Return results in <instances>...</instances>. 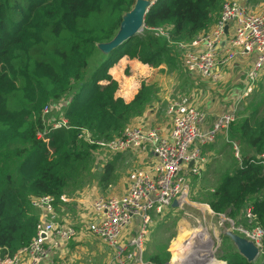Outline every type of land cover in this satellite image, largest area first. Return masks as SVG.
Masks as SVG:
<instances>
[{"label":"trees","instance_id":"1","mask_svg":"<svg viewBox=\"0 0 264 264\" xmlns=\"http://www.w3.org/2000/svg\"><path fill=\"white\" fill-rule=\"evenodd\" d=\"M134 1L0 0V247L11 254L36 233L39 211L33 197L51 195L57 206L68 189L81 188L97 172L90 166L96 145L84 139L83 130L94 139H112L152 101L155 84L142 83L129 102L116 96L119 83L108 66L126 57L174 73L175 51H180L174 42L191 41L206 31L224 0H157L141 32L102 54L96 45L115 35L122 13ZM154 27L166 28L169 39L156 35ZM96 55L100 63L88 74ZM59 100L65 101L66 125L51 128L44 124L42 109ZM260 105L229 125L226 142H238L247 152L202 202L235 221L251 206L264 229V174L254 162L264 151ZM46 127L44 141L38 132ZM113 166L105 165L99 183L112 180ZM221 239L224 248L227 238ZM225 254L232 257L226 264H255L233 250ZM169 258L164 250L148 262L165 264Z\"/></svg>","mask_w":264,"mask_h":264},{"label":"built area","instance_id":"2","mask_svg":"<svg viewBox=\"0 0 264 264\" xmlns=\"http://www.w3.org/2000/svg\"><path fill=\"white\" fill-rule=\"evenodd\" d=\"M151 30L169 39L166 28L154 27ZM174 44L182 52L184 69L210 81L219 80L221 72L234 59L253 54L254 60L244 74L245 85L250 90L264 74V11L252 9L239 0H225L208 31L191 41ZM50 111L52 107L49 105L42 109L44 124L48 122L51 128L66 125L62 116L57 120L49 117L48 121L46 116ZM166 114L170 128L165 136L156 128L128 125L118 136L104 141L92 138L88 131L83 130L85 140L99 146L106 155L124 151L140 153L150 149L155 158L147 166L132 170L123 194L90 200L91 218L85 222L84 230H77L67 219H59L53 196L33 197L32 203L39 211L36 233L12 254L7 248L0 247V264H54L52 253L80 232L99 238L110 249L111 264H152L142 259L143 243L152 224L151 212L160 214L175 198L180 200L187 194L189 177L199 175L205 163L203 147L228 131L236 119V108L223 111L210 126L203 128L206 113L197 109L189 96L181 95L168 103ZM50 127L38 132V137L46 141L45 135ZM234 150L237 157L236 144ZM254 162L262 166L264 174V151L256 155ZM219 215L230 222L232 231L255 244L258 249L256 258L264 264V229L256 222L252 207L244 209L243 224H235L239 220ZM134 220L138 221L137 229L135 233L128 234ZM218 262L214 259L213 264Z\"/></svg>","mask_w":264,"mask_h":264},{"label":"rangeland","instance_id":"3","mask_svg":"<svg viewBox=\"0 0 264 264\" xmlns=\"http://www.w3.org/2000/svg\"><path fill=\"white\" fill-rule=\"evenodd\" d=\"M217 17L218 16H216L213 21H215ZM213 23L214 22H212L210 25H212ZM208 30L209 29H207L206 31ZM175 53L178 58V63L176 65V70L173 74H168V72L162 68L152 72V69L155 68L149 67L148 65H146L148 68L126 67L124 69H121L119 79L122 81L124 78H130L131 86L135 87L137 91L142 83H145L147 85H156V92H154L153 94V99L144 109L143 113L137 117H133L128 123L124 125V127L128 125H145L144 121L148 113H150V109L156 110V124L163 122L166 119V117L164 116V111L168 103L181 95L189 96V98L193 101V104L197 107V109L202 111L203 108L212 109L214 114L235 107L236 118L249 113V111H251L255 106L261 104L259 114L261 116H264V74L256 81V83L251 87L250 90H247L244 76L241 74V72H229L228 69H224L221 72L222 76L217 81L204 80L202 78L193 77L191 75L190 78L181 63L182 52L176 50ZM100 60L101 59L99 55L93 57L91 65L90 67H88V74H91L96 64L98 62L100 63ZM118 60H114L108 66V71H114V65L118 62ZM155 75H160L162 77L167 76V79L170 80V82L168 80L165 81V84H167L168 86V90L162 89L163 84L159 83V81L154 79ZM173 76H175L176 78H173ZM86 94L87 92H85L81 96V99L84 98ZM165 95L168 96L167 99H165ZM63 102L65 101L59 100L57 102L48 104L52 107V111H50L48 116H46V118H48V121L49 117L57 118L58 116H62L64 110ZM47 123L48 122H46L45 124ZM151 125L153 126L155 124L153 123ZM226 141H228L227 132L220 134L215 140V143L209 145L206 148V151H212V153L215 154L211 156L209 164H207L203 168V170L200 171L199 177H189L188 192L179 200V207L175 209L165 207L161 213V218L159 216L153 217V220H156L157 224H159L160 229H151V234L149 238V232L147 233L146 240H144L143 243V261L146 262V256L149 254V252L144 250L146 247H148L150 251H153L154 249H156L157 251L158 247H163L165 244H168V251L171 248L173 251V256L171 255V258L167 262V264H193L192 262L196 264L198 261H202L203 263H205L208 262L210 256L214 258L224 251L220 236L221 234H223L222 228L224 226L230 228V222L221 217L220 215H214L212 213L211 215H209L208 213H210L211 210L209 209V207L206 206L207 203L202 201L205 200L208 194L214 190L221 176L227 172H230V170H232L235 165H238L242 154L247 152L242 148V146L238 142L230 140V144ZM234 144H236V146L238 147L237 157L235 155ZM105 157L106 154L100 149L99 146H96L94 149H92V161L90 162V166H92L91 170H94L95 168H101L103 164L109 163V160L105 159ZM111 164L113 165V162H111ZM90 184L91 183H84L79 189L70 188L65 194L77 198L76 192L81 191V189L83 188H89ZM88 200H90V198H88L87 201ZM79 211H75L77 215ZM58 214L59 219H67L68 222L73 225V212L59 211ZM244 221V217H241L239 218L238 223L235 224H243ZM73 222L75 223L74 227L76 228L77 223L75 221ZM85 227L86 223L83 224V228L76 229L80 231L84 230ZM191 229L197 230L195 233L196 237H194L191 242H189L190 244H188V242L185 243L187 245L185 246L183 255L175 262L173 259L175 248L178 242L181 241V234ZM203 235L208 237L210 243L205 242L204 248L201 249L196 247V244L202 241L201 239L204 237ZM72 241L73 240H70L66 244L67 247H64V245H62L63 247H60L55 253H52L54 264L107 263V257L102 251L103 248H101L104 244L100 240H98L99 242H94L93 244H82L80 250H75L74 246H70V243ZM88 242H91V240ZM227 243L232 242L227 241ZM96 244H98L100 247H96ZM229 249H232L231 246L229 247ZM62 255L65 256L63 257ZM197 256H201L203 257V259L194 261ZM260 261V258H255L253 263L260 264ZM109 264H111V261Z\"/></svg>","mask_w":264,"mask_h":264},{"label":"crops","instance_id":"4","mask_svg":"<svg viewBox=\"0 0 264 264\" xmlns=\"http://www.w3.org/2000/svg\"><path fill=\"white\" fill-rule=\"evenodd\" d=\"M239 1H240V3L248 5L252 9H255V10L258 9V10L264 11V0H239ZM213 24L210 25L208 29H210L213 26ZM125 58L126 57L120 58V60H118V62L114 65L115 66L114 71L110 70L109 73L119 83V90L117 91L116 96L121 97L125 102H129L134 98L135 94L137 93V89L135 87L131 86L130 78H124L122 81L119 79V76L121 74V69H124L126 67H131V68L132 67L133 68H136V67L148 68V67L146 65L140 64L137 60L128 59V58L125 59ZM253 60H254L253 54L244 56L243 58H236L225 69H228L229 72H232V71H234L235 73L241 72V74L244 76L246 69L251 65ZM160 68L166 70V68L164 66H160L159 68L152 69V72H154ZM185 71L189 77L191 75L193 77L202 78L194 72H189L187 70H185ZM154 77H158L155 80H157V81H159V83L163 84V86H162L163 90L164 89L168 90L167 89L168 86H167V84H165V81L168 80L167 76L162 77L160 75H155ZM173 78H176V77L173 76ZM131 79H132V77H131ZM202 79H204V78H202ZM204 80H208V79H204ZM168 81L170 82V80H168ZM167 98H168V96L165 95V99H167ZM203 111L206 113V118L202 124V127L207 128L208 126H210L212 124V122L216 119V117L220 113H222L224 110L220 111L216 114H214L212 109L203 108ZM149 112L150 113H148V115L146 116L145 121H144L145 125H142V127L146 128V129L156 128L159 130V133L161 135L165 136L168 133L169 128H170V120L166 114V108L164 111V113H165L164 116L166 117V119L159 124H156V121H157V119L155 117L156 110L150 109ZM153 123L155 125L152 126L151 124H153ZM213 143H215V142H213ZM213 143H211V144H213ZM211 144H209V145H211ZM209 145H206L205 147H203L202 154L204 155L205 163L202 167V170L207 164H209V160H210L211 156L213 154H215V153H212V151H206V148ZM154 158H155L154 154L152 153V151L150 149H148L145 152H140V153H133L131 151H124V152H117V153H114L112 155H106L105 159H108L109 163L113 162V164H114L113 175L111 176L112 180L107 185H105L104 183L98 182V178L100 176V173L103 172V170H105L106 164H103L101 166V168H98L97 172L94 173L92 180L89 182V183H91L89 188H86V189L83 188V189H81V191L76 192L77 198H75L71 195L64 194L61 197V202H60L61 204L59 203L60 205L58 204V206H55V210L58 213H59V211L60 212L61 211L73 212L74 219L73 218H72L73 220L71 219L73 226H75V223L73 222V221H75L77 223V227H76L77 229L83 228V224L85 222L89 221V219L91 218V216H90L91 210H90V206H89L91 199H93L94 197H100V196L123 194L126 190L127 185H128L129 176H130V173L132 172V170L135 168H138V167L147 166L148 164L153 162ZM199 175L191 176V177H199ZM88 198H90V200L87 201ZM206 206L209 207L207 204H206ZM168 208H171V207L169 206ZM209 209H210V207H209ZM75 211L76 212L79 211L78 215ZM211 213L214 215H219V214L214 213L212 210L208 214L211 215ZM223 215H225V214H223ZM150 216L152 219V224L149 226L150 231H148L149 232L148 238L151 234V229L152 230H159L160 229L159 224H157L156 220L155 221L153 220V217L159 216L161 218V213L159 214V213L153 211V212H151ZM137 223H138L137 220L133 221L132 226L128 230V234L135 233V231L137 229ZM220 237L226 238L225 236H223V234H221ZM72 240L73 241L70 243V246H74L75 250H77V249L80 250L82 244H86V243L93 244L94 242H99L98 240H100V239H98L97 237H94L93 235H91L89 233L80 232V234ZM90 240H91V242H88ZM227 240H229V239L227 238ZM227 240H226V244H225L226 247L224 246V251L221 252L220 255H217L216 257H214V259L219 261L218 262L219 264H226L229 259H232V257L229 254H225V252H229L230 246L232 248L231 250L238 252L232 243H227ZM167 245L168 244H165L163 247H158L157 251H156V249H154L153 251H150L149 248L146 247L144 250L149 252V254L146 256V262H148L149 256H152L154 254H158L160 252L163 253L164 250L169 252L170 258H171V255L173 256V251H172V248L168 251ZM98 246L99 245L96 244V247H98ZM61 247H63V246L61 245ZM64 247H67L66 244H64ZM101 248H103V250L102 249L101 250L105 253V256L107 257V260H108L107 263L106 262L105 263L109 264L111 259H112L111 258L112 257L111 251H110V249H107L105 244ZM62 256L64 257L65 255H62ZM170 258H169V260H170ZM167 262L165 264H167Z\"/></svg>","mask_w":264,"mask_h":264},{"label":"water","instance_id":"5","mask_svg":"<svg viewBox=\"0 0 264 264\" xmlns=\"http://www.w3.org/2000/svg\"><path fill=\"white\" fill-rule=\"evenodd\" d=\"M156 1L135 0L131 8L128 11L122 13L118 30L116 31L115 35L109 41L101 42L96 45L101 53L104 55H108L117 47L138 34L144 26V19L147 11ZM226 31L227 26L225 27V32ZM170 207L178 208L179 198H175L172 201ZM222 230L223 236H225L232 242L238 253L247 262H253L255 260L258 249L252 241L232 231V229L229 227L224 226Z\"/></svg>","mask_w":264,"mask_h":264},{"label":"bare ground","instance_id":"6","mask_svg":"<svg viewBox=\"0 0 264 264\" xmlns=\"http://www.w3.org/2000/svg\"><path fill=\"white\" fill-rule=\"evenodd\" d=\"M196 231L197 230L191 229V230H187L181 234V241L178 242V244L176 245V248H175V253H174V258H173L175 262L177 261V259L181 258V256L183 255V251L185 249V246L187 245L185 243L188 242V244H190L189 242H191V240L194 237H196V235H195ZM203 236H204L203 238L201 237L202 241H200L196 244V247L201 248V249L204 248L205 242L210 243L208 237L205 235H203ZM208 246H209V244H208ZM202 259H203V257L197 256L196 259H194V261H198V260H202ZM213 261H214V258H212L210 256L208 259V262H205L204 264H213ZM192 263L194 264V262H192ZM201 263L203 264L202 261L201 262L198 261L196 264H201Z\"/></svg>","mask_w":264,"mask_h":264}]
</instances>
